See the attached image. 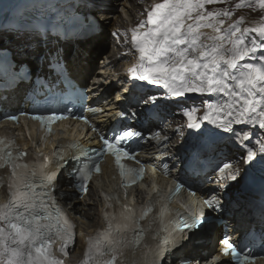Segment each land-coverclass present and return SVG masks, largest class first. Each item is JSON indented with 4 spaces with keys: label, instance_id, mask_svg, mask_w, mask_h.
I'll use <instances>...</instances> for the list:
<instances>
[{
    "label": "snow or ice",
    "instance_id": "snow-or-ice-1",
    "mask_svg": "<svg viewBox=\"0 0 264 264\" xmlns=\"http://www.w3.org/2000/svg\"><path fill=\"white\" fill-rule=\"evenodd\" d=\"M213 2L214 0H163L162 3L155 4L148 12L147 20L141 21L136 28L131 29L133 47L138 51L140 60L129 71L139 80L162 84L176 97H183L187 93H223L228 100L213 110L217 113L224 112L226 116L219 122H210L226 132L233 133L242 143L250 137L247 133L243 136L236 133L234 124L246 125L251 122L264 129V55L257 56V51L264 49V23L241 31V18L224 34L206 35L200 29L212 28L216 33H220L219 25L223 24V20L217 17L231 15L227 11L205 14V5ZM242 6L244 0L236 5L237 8ZM259 7L264 9V0H259ZM145 24L152 27L143 32L139 31ZM249 34H256L260 42L250 39ZM225 43L231 47L226 48ZM245 58H252L256 62L241 64ZM186 115L189 118V128L199 127L194 122V111H188ZM9 119L17 118L11 116ZM35 119L51 123L59 117ZM205 119H208L207 115ZM135 134L124 132L123 136ZM121 139L114 137L111 142L104 139L103 143L105 150L115 156L117 166L124 174L120 160L122 155L129 154L119 146ZM13 146V140L0 138V167L5 164L11 166L10 199L0 205V264H63L53 252L52 243L55 237H59L67 245L73 239L74 226L56 206L48 190L55 180V173L43 170L39 173L35 170L29 171L28 164L18 162L26 153L18 151L13 155ZM259 152L264 153V143H260ZM255 156L256 152L248 149L246 159L253 161ZM95 167L96 171H99V166ZM87 168L85 164V171L81 172L84 179L89 178ZM228 168L230 165L225 164L221 172ZM38 175L39 184L34 182ZM228 178L236 180L237 174L230 173ZM208 203L211 206L212 202ZM142 218L143 214L140 216V219ZM105 219H109L107 213ZM132 223L133 212L127 209V215L122 217V223L115 235L111 231L103 233L101 241V234L98 233L95 243L93 238H89L88 250L82 264H89L93 251L99 256H103L105 251L111 252L112 255L104 260L103 264H116L117 253L126 243L123 234ZM195 224L196 221L193 220L192 224L185 223L184 227L192 229ZM109 228L111 229V221ZM191 239L190 236L188 240ZM132 242H139V236ZM222 243L224 253L231 251L233 255H239L228 238ZM60 251L66 254L65 247L62 246ZM246 260L247 256L240 264H245Z\"/></svg>",
    "mask_w": 264,
    "mask_h": 264
},
{
    "label": "bare ground",
    "instance_id": "bare-ground-1",
    "mask_svg": "<svg viewBox=\"0 0 264 264\" xmlns=\"http://www.w3.org/2000/svg\"><path fill=\"white\" fill-rule=\"evenodd\" d=\"M136 1L137 0H132V4L134 7L139 9L140 5H138ZM117 4H122V2H118ZM100 6L101 4L98 7ZM124 6L125 5H122V8ZM128 11L131 13V11L127 9L125 10L126 14H128ZM116 13V9L109 8L108 11L105 9L101 16L98 17L101 22H104L103 31L99 35L88 40L77 42L74 51L71 45L67 44L66 46V60L72 72L78 75L84 84H88L95 88H102L103 92L106 94L100 96L99 104L104 108L105 112L97 119L98 125L105 127L108 125L109 115L114 113V108L118 105L119 98L126 97V94L124 93L125 89L119 88L118 85H115L113 82V80H115V76L110 75L112 72H117L120 77H124L122 75L124 67H117L118 62L115 57L114 49L103 53L108 41V29L115 28L117 25L122 23V17L116 15ZM4 32L6 31H2L0 36H2ZM6 36L8 42L7 46L18 45L19 47H22L24 53H27L24 48V45L28 42L27 38H30L31 42L37 41V37L33 34L21 35L18 38L11 35ZM33 53L34 52L31 51L28 55H32ZM116 89L118 91L121 90L122 93L111 95V93ZM60 138L61 141L78 140L83 146L98 145L96 139L92 138L91 133L79 132L73 125L68 128H64ZM19 140L24 143L27 153L31 154L33 150L30 146V141L24 137H20ZM48 148L49 146L47 145V149ZM148 153L149 152H146L144 156H147ZM104 173L105 176H103L102 179L105 182V177H108L106 166H104ZM140 193L141 192L139 190H136V195ZM69 210L72 217L77 220L79 229L87 234H91L94 227L97 225L99 210L96 207L94 189L90 188L86 197L72 203ZM93 217L94 219L91 220ZM228 219H230L231 222H234L233 218ZM243 225L244 222H239V226L242 227ZM220 235L221 226H215L207 223L202 230L192 235V239L190 241L187 240V243L183 242L181 244V247L185 250L184 256L190 257L194 261V264H212L213 259L211 256L209 254H201V251L207 250L208 252H216L218 248L215 246V239L220 237ZM79 241V247L68 255L65 259V264H76L81 258L84 245L82 239ZM177 243L178 240H173L162 248L157 247L147 252H139L136 250L131 256V263L146 264L155 254L160 256H170L172 250L176 248L175 246ZM226 260V258H222L220 264H228ZM176 262H178V259H176Z\"/></svg>",
    "mask_w": 264,
    "mask_h": 264
},
{
    "label": "rangeland",
    "instance_id": "rangeland-1",
    "mask_svg": "<svg viewBox=\"0 0 264 264\" xmlns=\"http://www.w3.org/2000/svg\"><path fill=\"white\" fill-rule=\"evenodd\" d=\"M92 219V218H91ZM93 219H94V217H93Z\"/></svg>",
    "mask_w": 264,
    "mask_h": 264
}]
</instances>
